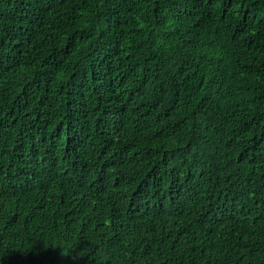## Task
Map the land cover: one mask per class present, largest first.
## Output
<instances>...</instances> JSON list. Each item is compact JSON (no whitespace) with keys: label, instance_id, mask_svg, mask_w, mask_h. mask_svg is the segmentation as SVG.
I'll use <instances>...</instances> for the list:
<instances>
[{"label":"trees","instance_id":"16d2710c","mask_svg":"<svg viewBox=\"0 0 264 264\" xmlns=\"http://www.w3.org/2000/svg\"><path fill=\"white\" fill-rule=\"evenodd\" d=\"M0 264H264V0H0Z\"/></svg>","mask_w":264,"mask_h":264},{"label":"clouds","instance_id":"9594fccd","mask_svg":"<svg viewBox=\"0 0 264 264\" xmlns=\"http://www.w3.org/2000/svg\"><path fill=\"white\" fill-rule=\"evenodd\" d=\"M88 203H89V202H88ZM154 232H155V231H154ZM154 232H152V233H151V232H149L150 236H151V235H153V236H154V234H153ZM90 237H91V236H90Z\"/></svg>","mask_w":264,"mask_h":264}]
</instances>
